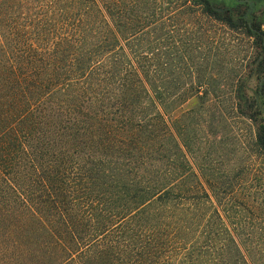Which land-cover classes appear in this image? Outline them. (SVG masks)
Here are the masks:
<instances>
[{
	"label": "trees",
	"instance_id": "1",
	"mask_svg": "<svg viewBox=\"0 0 264 264\" xmlns=\"http://www.w3.org/2000/svg\"><path fill=\"white\" fill-rule=\"evenodd\" d=\"M233 1L0 0V264H264V170L212 180L196 110L174 116L218 92L209 23L241 22L259 87L240 110L264 149V31Z\"/></svg>",
	"mask_w": 264,
	"mask_h": 264
},
{
	"label": "rangeland",
	"instance_id": "2",
	"mask_svg": "<svg viewBox=\"0 0 264 264\" xmlns=\"http://www.w3.org/2000/svg\"><path fill=\"white\" fill-rule=\"evenodd\" d=\"M233 2V5L219 6L227 11H234L238 21L246 8L239 6L235 0ZM159 6L168 15L176 6V0H160ZM255 17L264 31V0L257 4ZM179 20L182 22L184 18L180 17ZM239 25H242L241 29L236 32L216 22L209 23V47L206 51L209 68L206 77L211 87L218 92H214L216 95H209L204 110L200 107V101L193 99L179 107L174 116L179 119L178 125L182 126L185 122L182 117L184 112L191 108L197 112L190 120L189 130L194 146V167L198 171L211 169L215 176L210 178L214 181L229 180L236 186L239 184L246 188L252 178L250 170H264V149L257 144L260 124L254 123L240 110V107L246 110L249 100L256 97L259 80L251 75L258 54L256 40L247 35L244 24L239 22ZM194 26L198 27L197 23ZM183 31L184 27L178 25L176 35H182ZM262 190L264 191V180ZM257 246L264 250V241L257 239L255 247Z\"/></svg>",
	"mask_w": 264,
	"mask_h": 264
},
{
	"label": "flooded vegetation",
	"instance_id": "3",
	"mask_svg": "<svg viewBox=\"0 0 264 264\" xmlns=\"http://www.w3.org/2000/svg\"><path fill=\"white\" fill-rule=\"evenodd\" d=\"M261 1H263V0H235V2L239 6H245V8H246L245 12L241 13L240 15L245 16V18L247 19L248 24L250 26L253 24L254 21H257V19L255 17L256 6ZM257 23H258V21H257Z\"/></svg>",
	"mask_w": 264,
	"mask_h": 264
},
{
	"label": "water",
	"instance_id": "4",
	"mask_svg": "<svg viewBox=\"0 0 264 264\" xmlns=\"http://www.w3.org/2000/svg\"><path fill=\"white\" fill-rule=\"evenodd\" d=\"M252 4V3H251Z\"/></svg>",
	"mask_w": 264,
	"mask_h": 264
}]
</instances>
